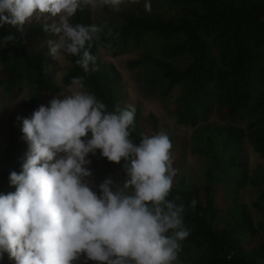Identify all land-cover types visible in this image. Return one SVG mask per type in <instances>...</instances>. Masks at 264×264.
Here are the masks:
<instances>
[{"label": "trees", "instance_id": "trees-1", "mask_svg": "<svg viewBox=\"0 0 264 264\" xmlns=\"http://www.w3.org/2000/svg\"><path fill=\"white\" fill-rule=\"evenodd\" d=\"M163 1L162 9L151 7V12L141 2L119 11L108 9L97 24L103 31L91 47L97 70L85 73L76 64L78 57L70 56L63 85L82 77L87 91L110 111L123 108L121 77L113 65L102 62L101 52L116 57L132 45L153 42L154 53L143 55L132 66L147 68L145 84L158 88L145 89L148 92L163 98L178 94L177 122L194 130L188 139L171 138L177 175L169 199L180 197L177 203L185 205V224L191 230L182 242L179 264H264V221L257 223L250 208L232 197V186L239 189L248 179L246 142L264 159V0ZM46 22L53 21L33 19L23 33L9 26L0 29V37H16L0 48V85L7 96L29 88L30 115L62 94L51 62L43 52L29 50L25 42L53 37L44 31ZM73 22L94 24L93 11L78 12ZM135 109L132 139L139 143L143 135L160 132L161 125L155 114ZM22 135L9 117L7 144L0 156V193L15 191L9 174L21 170L27 151ZM189 153L208 163L200 184L187 176ZM90 159L99 177L124 179L122 165L109 163L99 153ZM254 207L264 215V193ZM3 264H12L7 255Z\"/></svg>", "mask_w": 264, "mask_h": 264}, {"label": "clouds", "instance_id": "clouds-1", "mask_svg": "<svg viewBox=\"0 0 264 264\" xmlns=\"http://www.w3.org/2000/svg\"><path fill=\"white\" fill-rule=\"evenodd\" d=\"M125 2L0 0V29L23 33L33 19L52 20L43 26L55 37L46 42L49 56L78 57L90 74L97 70L92 42L103 29L73 19L85 9L119 11ZM144 8L151 12V0ZM15 39L0 37V48ZM135 115L131 104L110 111L73 77L64 93L17 117L27 151L21 170L9 174L15 191L0 193V264L5 255L12 264H179L191 230L180 197L169 199L177 175L173 144L164 131L136 143ZM97 153L122 165L124 179L94 185L89 157Z\"/></svg>", "mask_w": 264, "mask_h": 264}, {"label": "rangeland", "instance_id": "rangeland-1", "mask_svg": "<svg viewBox=\"0 0 264 264\" xmlns=\"http://www.w3.org/2000/svg\"><path fill=\"white\" fill-rule=\"evenodd\" d=\"M144 3V0H126L120 8H130L135 3ZM163 0H151L152 8H163ZM108 8L103 10L97 9L93 11L94 24H98L104 17L108 15ZM55 37H48L45 39H26V46L29 50L43 52L44 55L51 62V73L54 80L62 88V93L67 89L63 85V79L67 75L71 63L70 56L62 60H53L48 54L47 41ZM153 42H147L142 45H132L127 49L121 50L116 57H111L105 52H101V59L104 64L113 65L120 77L122 85V102L123 107L131 104L135 108H140L144 114H155L161 125V130L166 132L170 139L176 136L190 138L193 135V129L184 127L178 124L175 115V100L177 93L169 98H163L156 92H148L145 89H158L153 86H148L143 80V76L147 74L145 66L133 67L132 63L138 61L145 54H152ZM2 66L0 65V74ZM84 90L87 89L84 87ZM31 90L29 88H22L13 96H7L2 86L0 85V156L3 155L7 139L9 135V117H13L16 124L21 128V122L17 117L27 118L30 116L27 102L30 98ZM48 103V102H47ZM46 103V104H47ZM45 104V105H46ZM246 150L248 154V179L244 186L237 189L232 186V197L238 198L242 203L246 204L252 211L255 221L257 223L264 221V215L254 207V204L264 193V159L255 151L254 147L249 141L246 142ZM90 158V157H89ZM93 173L91 181L94 185L98 186L104 179L99 177L97 171L94 169L93 164L89 166ZM208 169V163L202 156L189 153L186 173L191 183L200 184L204 180V175ZM109 178V177H108ZM115 182H118L116 177H111Z\"/></svg>", "mask_w": 264, "mask_h": 264}]
</instances>
